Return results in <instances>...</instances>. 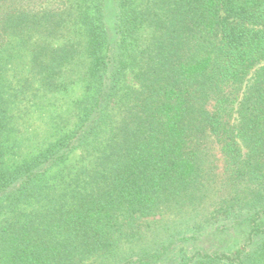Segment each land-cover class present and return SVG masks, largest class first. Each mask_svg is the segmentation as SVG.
I'll list each match as a JSON object with an SVG mask.
<instances>
[{
  "label": "trees",
  "instance_id": "obj_1",
  "mask_svg": "<svg viewBox=\"0 0 264 264\" xmlns=\"http://www.w3.org/2000/svg\"><path fill=\"white\" fill-rule=\"evenodd\" d=\"M114 4L109 26L106 0H0V264H264V0ZM12 35L46 89L86 83L71 127L18 163L2 84ZM128 72L136 86L124 93ZM214 145L240 188L216 210L231 219L218 231L240 225L244 239L172 257L165 239L119 250L137 217L204 202ZM76 150L88 185L55 199L51 171Z\"/></svg>",
  "mask_w": 264,
  "mask_h": 264
},
{
  "label": "rangeland",
  "instance_id": "obj_2",
  "mask_svg": "<svg viewBox=\"0 0 264 264\" xmlns=\"http://www.w3.org/2000/svg\"><path fill=\"white\" fill-rule=\"evenodd\" d=\"M106 3L110 26L114 20L115 4L114 0H106ZM33 40L30 39L31 44ZM1 58L3 95L8 113L7 158L18 163L38 153L71 127L76 119L75 102L83 95L86 83L79 81L60 91L46 89L34 72L31 52L21 36H11ZM122 86L124 93L136 86L132 72L127 73ZM214 147L213 152L218 155V159L214 157L215 176L204 202L198 207H186L181 212L165 211L137 217L134 226L137 234L123 238L119 250L133 252L156 239H165L167 244H172V250L167 252V256L172 257L182 252L191 254L199 248L213 251L222 240L229 245L234 239H244L245 233L240 225L218 231L219 226H229L231 219L216 214V210L224 197L229 198L240 188L226 181L227 171L218 154V146ZM86 159L84 151L76 150L64 164L51 171L52 197L71 198L86 189L92 171ZM53 201L24 206L23 213L41 211Z\"/></svg>",
  "mask_w": 264,
  "mask_h": 264
}]
</instances>
